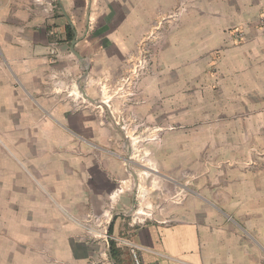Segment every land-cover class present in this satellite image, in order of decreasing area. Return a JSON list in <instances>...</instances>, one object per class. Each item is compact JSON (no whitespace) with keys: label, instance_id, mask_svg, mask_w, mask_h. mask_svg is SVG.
<instances>
[{"label":"crops","instance_id":"crops-1","mask_svg":"<svg viewBox=\"0 0 264 264\" xmlns=\"http://www.w3.org/2000/svg\"><path fill=\"white\" fill-rule=\"evenodd\" d=\"M261 7L264 0H0V264H133L124 241L143 248L142 264H264V172L231 174L235 200L230 189L224 201L201 190L146 215L136 208L150 191L139 182L158 167L135 163L133 190L126 167L139 153L167 158L161 174L176 173L169 159L197 144L196 129L186 133L197 120L176 67L196 63L197 29L217 32V46L233 44L221 32L250 30ZM178 8L179 20L164 23ZM160 28L164 49L157 75L143 79L142 101L123 107L113 97L114 117L131 122L137 143L108 120L101 88ZM153 126L168 128L161 149L143 145ZM109 208L108 234L120 240L90 238L82 223Z\"/></svg>","mask_w":264,"mask_h":264},{"label":"rangeland","instance_id":"rangeland-1","mask_svg":"<svg viewBox=\"0 0 264 264\" xmlns=\"http://www.w3.org/2000/svg\"><path fill=\"white\" fill-rule=\"evenodd\" d=\"M262 10L263 7L260 8L250 30L236 26L221 32L231 34L235 39L233 44L221 42L217 46L210 41L217 32L197 29L196 63L184 62L176 67L177 71L183 72L181 74L185 78V83L179 86L181 94L185 93L184 103L192 115L191 118L197 120V128L191 127L186 133L193 135V129H196L197 144L186 147L188 154L184 158L169 159L171 167L176 168L173 175L161 174V164L168 161L167 158H144L139 153L129 155L126 167L128 165L131 190L136 186L133 178L134 172L137 176L135 163L143 165L142 169L152 164L158 167L157 172H148V176L139 182L146 185L150 191L147 197L143 196L142 202H137L140 207L136 209L139 212L152 215L166 200L177 203L201 190L210 192L211 195L220 192L221 201H224L228 195L226 192L230 189L229 196L231 200H235L233 191H236V183L233 182L234 188L228 179L231 174L239 173L241 178L242 174L264 172V25L260 21ZM182 12L184 11L179 8L175 9L165 17L164 23L177 22ZM162 29L155 30L141 41L151 53V64L147 73L132 84L131 95L120 98L114 96L121 101L123 107L141 102L143 79L157 75L156 58L164 49L165 42ZM139 44L126 57L124 71L120 77L133 70L135 62H131L129 66L127 60L129 55L137 56L135 53L140 47ZM186 51H190L191 55L193 47H187ZM174 70L170 68L168 71ZM119 78L112 84L103 85L99 101L110 99L109 105L101 103L106 107L105 115L109 121L112 119L114 124L121 128V125L116 124L118 118L114 117L113 106V91L117 89ZM125 122L128 130L123 132L130 135L127 139L140 142L139 139H134L132 127L129 126L131 122ZM139 122L137 120L135 123ZM150 129L148 135L152 132L153 134L143 145L146 147L152 142L154 145L158 144L157 148L161 149L163 131L168 128L153 126ZM171 145L173 152L179 148L178 143ZM112 211L114 212V209Z\"/></svg>","mask_w":264,"mask_h":264},{"label":"built area","instance_id":"built-area-1","mask_svg":"<svg viewBox=\"0 0 264 264\" xmlns=\"http://www.w3.org/2000/svg\"><path fill=\"white\" fill-rule=\"evenodd\" d=\"M260 21L264 25V8L260 14ZM140 47L136 51L135 54L137 56L129 55L127 60L129 66H131V62L134 63L133 70L128 71L124 75H122L117 81V89L115 92L113 91V97L118 96V98L122 96H127L132 94V84L136 83L144 74L147 73L150 64H151V53L148 49H146V45L143 42H140ZM102 89V88H101ZM103 92V89H102ZM80 97L82 95L79 93ZM110 102V99L108 100ZM109 105V104H108ZM116 124L121 125V129L125 131L128 130V125L124 121L123 118H118ZM112 208L103 212L101 215L96 216L93 214H89L87 216L86 221L82 223V226L88 230V235L92 239L106 238V239H115L120 240L119 238H115L108 234L107 225L111 222L112 219ZM130 247V253L132 256L133 264H142L140 259V251L143 248L139 247L136 244L131 243L130 241H124Z\"/></svg>","mask_w":264,"mask_h":264},{"label":"water","instance_id":"water-1","mask_svg":"<svg viewBox=\"0 0 264 264\" xmlns=\"http://www.w3.org/2000/svg\"><path fill=\"white\" fill-rule=\"evenodd\" d=\"M81 91H82L83 95H84L87 99H89V100H93L91 97L88 96V94L86 93V91H85L84 89H81Z\"/></svg>","mask_w":264,"mask_h":264},{"label":"trees","instance_id":"trees-1","mask_svg":"<svg viewBox=\"0 0 264 264\" xmlns=\"http://www.w3.org/2000/svg\"><path fill=\"white\" fill-rule=\"evenodd\" d=\"M72 37H73V35H72V33L69 31V32H68V38L71 39ZM112 247H113V245H112Z\"/></svg>","mask_w":264,"mask_h":264},{"label":"bare ground","instance_id":"bare-ground-1","mask_svg":"<svg viewBox=\"0 0 264 264\" xmlns=\"http://www.w3.org/2000/svg\"><path fill=\"white\" fill-rule=\"evenodd\" d=\"M107 100H108V99H107ZM151 169H152V168H151ZM143 171H144V170H143ZM145 172H147V174H148V170H147V171H144V173H145Z\"/></svg>","mask_w":264,"mask_h":264}]
</instances>
